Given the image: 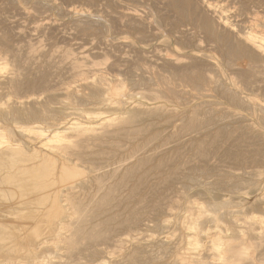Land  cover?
Returning a JSON list of instances; mask_svg holds the SVG:
<instances>
[{
    "label": "bare ground",
    "instance_id": "6f19581e",
    "mask_svg": "<svg viewBox=\"0 0 264 264\" xmlns=\"http://www.w3.org/2000/svg\"><path fill=\"white\" fill-rule=\"evenodd\" d=\"M161 1L93 57L0 30V264H264V0Z\"/></svg>",
    "mask_w": 264,
    "mask_h": 264
},
{
    "label": "rangeland",
    "instance_id": "374dc122",
    "mask_svg": "<svg viewBox=\"0 0 264 264\" xmlns=\"http://www.w3.org/2000/svg\"><path fill=\"white\" fill-rule=\"evenodd\" d=\"M43 1L44 0H35V1L32 0V1H27L22 5H18L15 3V0H0V30L6 32L9 35L10 37L9 40L10 42H12L13 48L18 47L19 48L18 54L21 56H26L27 54H29L31 52L30 45L33 44L35 47H37L38 46L37 43L39 42L40 45H42V48L45 51V53H48L49 55L58 56L64 50H70L73 52L75 58H81V53L83 50H85L84 52H86L87 55L92 57L102 55L103 53L107 52V50H110L109 49L110 45L117 42L114 41V39L123 40L121 38H127L128 39L126 40L127 42H130L132 44L135 43L134 48L135 47L139 48L141 47V45H139L136 42V36L130 34L127 31V29L124 27V25H120L119 23L117 24V22H114V20L112 19L118 18L124 13L137 12V14L141 17L142 23L149 24L151 20L153 22L155 19H157L156 17L159 16L164 17V15L169 14L167 13V8L164 5V1L161 0H135L136 2L134 0H53V1L45 0L44 2ZM48 3L50 6L48 5ZM46 6H48L49 8ZM142 6H144V8ZM68 8L69 9L76 8L77 10H81L82 12L86 10L85 11L87 12L86 14L88 15L93 14L91 16L93 17V19L91 18L92 20L96 19L94 21H100L101 23H103L104 22L103 19H104L106 22L103 23V26L100 25L95 26V30H96L95 35L81 34L77 31L76 20H74L75 16L70 14L68 15L67 13ZM150 9H153V12H155V14L153 12L151 13L150 11L152 10ZM88 11L91 13H88ZM98 12H100L101 14ZM60 14L64 16H60ZM95 15H98L97 16L98 18L100 16L102 20L100 18L99 19L95 18ZM170 15L172 16L171 13ZM71 22L73 23L71 24ZM44 24H45V29L43 31H38V28L40 26H43ZM148 31L150 33H156L159 36V38H157L156 40L152 41V43H150V46L148 47L146 46L147 49L145 50L147 51L146 53L148 54V57L164 55L167 51L175 49L173 45L167 46L164 43V38L160 37V34L157 32V30L148 29ZM111 34L112 37H110ZM101 40H104L105 42L101 43ZM80 46H84L83 50H79ZM14 54L15 52L13 53L8 52L7 55L2 54L0 52V56H2V59L3 57L4 59L6 58L5 61L9 64L8 70L13 69ZM116 55L119 57H126L127 59L136 58V54L134 53V50L128 48H123L122 52H119V54ZM39 56L40 55H38L37 57ZM93 60L96 62H102L104 60V57L103 56L97 57ZM89 68L91 69L92 66L91 65L85 66L84 71L89 70ZM128 68L129 65L122 67V72H123L122 74L124 75L125 78L131 77L129 73H126L127 71L130 72L129 70L125 72V70ZM61 73L62 75L60 76V80L63 81L64 85L74 82V80L71 79L72 73L70 70L67 69L62 71ZM56 81L58 82V78H56ZM133 89L137 92H140L138 90L146 89L147 91L149 87L147 85L146 86L143 85V86L133 87Z\"/></svg>",
    "mask_w": 264,
    "mask_h": 264
}]
</instances>
